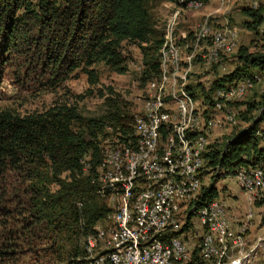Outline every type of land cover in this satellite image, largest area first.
<instances>
[{
    "label": "trees",
    "instance_id": "1",
    "mask_svg": "<svg viewBox=\"0 0 264 264\" xmlns=\"http://www.w3.org/2000/svg\"><path fill=\"white\" fill-rule=\"evenodd\" d=\"M148 1L171 2L0 0V45L6 53L17 51L18 47L35 50L38 55L35 60L46 66L54 83L80 68L93 83L92 71L88 68L97 63L123 74L126 68L119 53L120 45L123 42L144 45L143 50L151 52L143 54L141 82L144 83L159 73L157 53L161 45V33L154 30ZM243 11L248 18L243 26L248 31L255 32L263 25L264 17L258 8ZM236 53L240 66L217 79L212 88L234 87L232 82L246 78L256 83L255 77L259 75L254 70H264L263 54H247L241 47ZM202 89L203 97L211 94V88L206 93ZM104 104V114L94 119H83L66 107L31 117L0 111V217L7 220L0 222V264L13 254L14 240L24 234L35 239L43 231H40L41 226L63 234L70 243L69 251L56 255L55 262L63 263L67 257L70 264L74 258L82 257L83 250L78 245L80 237L90 233L109 213L93 191L105 125L119 126L123 137L132 135V118L125 109L126 104L115 99H105ZM241 105L240 120L248 123L247 127L225 143L223 152L207 151L201 177L215 170L220 171L219 177L222 169L228 172L234 169L230 173L234 174L239 169L236 167L250 162L264 163V147L258 146L259 140L264 139V133L258 130V124L264 120V104L262 114L255 121L254 112L260 104L244 101ZM202 193L206 200L213 201L214 190ZM261 202L264 200L258 203ZM6 204L23 207L30 223L25 224L22 219L25 211H18L19 229H9L12 217L4 207ZM207 204L196 202L193 207L198 209Z\"/></svg>",
    "mask_w": 264,
    "mask_h": 264
},
{
    "label": "rangeland",
    "instance_id": "2",
    "mask_svg": "<svg viewBox=\"0 0 264 264\" xmlns=\"http://www.w3.org/2000/svg\"><path fill=\"white\" fill-rule=\"evenodd\" d=\"M218 4H220L219 7H217ZM222 4L223 11H220L218 14L229 19L234 24V29L228 26L221 27L215 26L214 24L211 25V22L207 18H204V20L202 18L197 24L199 26L206 21L210 28L209 30L213 33L218 32V30H230L236 34L235 47L222 58V65L225 62L228 63L224 72V76H226L235 67L241 64L237 60L236 51L238 47L245 49L247 54H263L264 56L263 25L261 27L259 26L255 32L248 31L243 26V22L248 20L243 11L244 9L255 10L258 8L261 15L264 17L263 0H208L205 4L202 1V7L195 11L181 9L182 11L180 10L179 12L175 26H180L178 29L183 32L176 31L175 40L179 35L189 34L186 38H192V35L189 33L192 24L190 26L191 22L188 24L186 22L187 19L190 21H192L191 18L197 19L196 16L199 17L203 12L212 11L216 7L220 8ZM147 9L154 22V30L161 33V45L159 53H157L160 63V51L163 48V44L166 42L167 25L172 17L173 10L171 9L169 1L162 4H158L155 1H148ZM163 38L165 39L163 40ZM181 42L182 41H179V44H181ZM209 45V38L204 39V41L200 43L198 50L195 51V53H199V55L194 54L195 61L192 62L190 68L186 65L185 61V58L189 56L188 54H190V52L185 49L182 53L183 56L181 55L184 62L181 64L180 70L178 71L179 79H182L184 74H186V83L195 90V94L198 95L199 99L202 97L201 89L203 88L202 90L206 93L216 81L212 80L213 75L207 76L193 72L195 68L203 70V72H210L212 70L211 67L207 69L204 68L202 64V55ZM144 47V45H137L129 42H123L120 45L119 53L126 68L123 74H117L104 64L97 63L88 68V70L92 71L91 81L93 83L88 81L87 75L82 68L70 73L64 80L54 83L51 80L52 78L46 66L43 64L41 65L35 60V57L38 56L35 50H24L18 47L17 51L6 53L0 45V111H9L18 117H31L39 116L49 110L66 107L73 109L77 115L83 119H94L104 114L105 99H115L124 102V104H126L125 109L127 113L131 115L140 109L149 93L148 89L151 84L150 82H153V80L155 81L159 75L158 73L156 77L154 76L155 78L148 79L144 83L141 82L144 78L142 75L144 70L143 54L146 53L148 55L151 53L148 50H143ZM254 73L258 74L259 77H256L258 80L253 84L252 90L244 96V100H238L234 105L237 114L235 123L232 125L227 124L222 118H218L217 127L210 129L207 139L209 152L212 149L223 152L225 143L234 139L247 127L248 123L240 120V115L243 111L242 102L260 104L259 109L254 112V120L258 119L262 114L261 111L263 107L261 106L264 104V70L261 72L254 70ZM194 77H197L196 82H194ZM201 100L198 101V103H200ZM199 109H201V106ZM109 124H106L105 127ZM258 130L264 133V120L260 121L258 124ZM258 146L260 148L264 147V139L259 140ZM209 170L208 167L207 172H209ZM222 171H225V173L228 172L226 169H222ZM232 171L228 172V174L221 173L220 177H217L220 172L219 170L212 171L211 174L205 173L201 179V193L209 190V185H211V189L215 192L213 200L222 199L226 201L228 209L230 210L228 211L229 214L238 215L237 230H239V232H244L245 240H242L240 243V236H233V240H231V249H235V257L244 258V260L241 261L242 264H264V215H259V209L264 208V203H258L264 200V189L260 192V199L255 198L256 200L252 205H247L234 184V175L230 174ZM99 200L107 207L109 211L108 214H111L113 211L110 209L109 202H107L108 200H105V202L102 199ZM20 204L22 203L20 202ZM4 207L10 212L7 213L12 217V220L9 222V229L15 227L19 229L17 225L18 222L21 221V218L16 215L18 211H25L23 214L25 218L22 219H25V224L30 223L26 210H24L23 207H17L13 204H6ZM248 210L252 211V217H247L245 212ZM107 216L104 217V223H97L90 233L80 237L78 245L82 250H84V243L88 235L93 234L94 231H107L111 227L110 220ZM184 220L185 219L180 220V225L181 227L186 225L184 231H189L190 223L185 224L186 221ZM196 220L197 217L195 215H192L189 219L194 225L193 234L196 235L194 237H197V235L201 233V231H197L199 228ZM5 221L7 220L1 216L0 222ZM246 226H249L248 231H246ZM40 231L42 232L38 233L35 239L24 234L23 237L14 240V252L10 258L3 260V264H67L68 259L67 257L65 258V255L63 257L65 258L63 263H57L54 259L55 256L60 254L63 250L69 251L70 243L67 241V238L59 232L49 230L47 226H45V230L44 226H41ZM182 233L184 237V232L182 231ZM194 237L191 243L195 241ZM77 258L79 257L74 258L72 262L70 261V264L76 262ZM224 259L225 257H222L220 260L215 258L212 261L200 262L199 264H216L217 261H224Z\"/></svg>",
    "mask_w": 264,
    "mask_h": 264
},
{
    "label": "bare ground",
    "instance_id": "3",
    "mask_svg": "<svg viewBox=\"0 0 264 264\" xmlns=\"http://www.w3.org/2000/svg\"><path fill=\"white\" fill-rule=\"evenodd\" d=\"M188 2L191 5H188ZM171 4L173 5V14L167 25L166 42L164 41L165 44H163V48L160 51L159 75L155 81L150 82L149 93L140 109L131 114V137H123L122 133H120L119 141L113 140V132H107V127L119 129V126L116 127L108 123L109 125L105 127L100 143L99 151H101L103 139H105L106 145H111L113 154L100 153L101 160L96 169V178L93 183L95 197L103 200V194L100 190H96V186H98L101 176L108 167L118 166L116 172L112 173V182L124 180V183L132 184L128 189L126 185H119L118 194H111V199H105L106 201L108 200L110 209L113 211L107 216L111 227L107 231H95L94 234L88 235L84 243L83 255L74 264H97L99 255L104 252L112 253L111 240H118L119 237L126 241V249L131 252L123 254L120 264H141V257L132 259V253H138V249H144V242L132 240L130 229V227H137L141 193H149L150 202L164 205L162 217L156 224V228L147 230L149 243L163 250L164 264H175V234L176 237H183V233H181L183 227L180 225V220L189 221L192 215L197 217V213H203L208 210V204L198 209L192 207L194 203L198 202V186L184 189L185 164L184 161H178V158L183 157L186 151H191L189 142H201L202 150L198 161L199 175H197V183H202V170L205 167L204 155L208 151L207 139L210 131L207 133L206 138L205 132L189 134V128H195L197 124H205V119H210L209 111H212V126L210 129L217 127L218 118H222L225 123L232 125L236 121L237 114L235 110V114L232 117L225 105H219L217 101L211 99V94L206 97L200 96L202 100L201 98L199 99L198 95L195 94V90L186 83V74H184L182 79H179L178 71L184 62V59H182L183 51L186 49L190 52V54L187 53L189 56L185 58L186 65L190 68L192 62L195 61V51L198 50L200 43L207 38L210 39V45L206 48V51L204 50V53L202 52L204 68L215 66V58H211V56L218 52L219 59L223 63L222 58L235 47L236 34L230 30H218V32L213 33L209 30L210 28L205 21L199 26L197 24L198 35H192V38L189 39L181 38V40L178 37L175 40L176 31L178 32L179 30L175 24L180 10L195 11L202 7V1L171 0ZM225 34L227 43L220 49L224 44ZM179 41H182L181 44H179ZM196 55H199V53ZM257 78L255 77V80H258ZM241 82H246L244 91L243 86H231L228 88V109H234L233 105L236 104V101L244 100V96L253 88V83L250 79L246 78ZM227 86L214 88V94H224V88ZM200 100L201 102L198 103ZM200 106L201 109H199ZM142 107H148V114H151V120L155 125L157 136L142 134V143L139 145L140 123L136 114L140 113ZM122 138L125 140V144L121 140ZM189 159H196V152H189ZM150 164L151 171L154 172L155 177H150L147 173V167ZM248 169H259L262 177L259 178L258 171H251V180H256V185L253 189H248V199L249 201H255V198H261L260 192L264 189V163H247L241 166V174H248ZM221 173L228 174L225 171H221ZM231 175H234V177L232 176L233 178H238L240 168ZM160 182H162L163 191H170L171 183L172 199L165 200ZM130 200L131 211H129ZM213 201H219V199H214ZM113 203H115L114 206ZM251 214H253L252 211ZM122 219H128L129 227H124ZM102 223H104V218ZM185 224L187 223L185 222ZM172 225L174 233L167 232L171 230ZM237 231L239 232V230ZM222 257H225V250H218L217 255L206 253V258L193 256V259H185L178 264H199L200 262L212 261L215 258L220 260ZM111 264L119 263L111 262ZM216 264H219L218 261Z\"/></svg>",
    "mask_w": 264,
    "mask_h": 264
},
{
    "label": "built area",
    "instance_id": "4",
    "mask_svg": "<svg viewBox=\"0 0 264 264\" xmlns=\"http://www.w3.org/2000/svg\"><path fill=\"white\" fill-rule=\"evenodd\" d=\"M264 4V0H263ZM188 5H191L188 2ZM264 32V23L262 26ZM191 35H198L197 24L191 26L189 31ZM226 34L224 36V44L220 48L222 49L226 45ZM219 49V50H220ZM211 58H215V67H211L213 70V79L217 80L224 76L225 65H222L219 59V52L213 54ZM246 82H234V87L243 86L245 89ZM228 87L224 88V94H214V88H211V99L217 101L219 105H225L226 109L230 112L231 116L235 114V109L227 108L228 100ZM210 119H206L205 124H197L195 128H189V134L196 132H205L206 135L210 131L211 125V114ZM140 132L138 137L139 145L142 143V134H151V136H157L155 131V125L151 120V114H148V107H142L139 114ZM255 121V120H254ZM107 132H113V140L119 141V129H112L107 127ZM191 144V151H186L183 157H179L178 161H184L185 164V177H184V189L186 187L198 186V202H207L208 210L203 213H197V226L198 230L201 231L197 237L193 234L194 225L192 221H186L190 223V230L184 231V237H176V261L175 264L183 262L185 259H193V256H202L206 258V253H214L217 255L218 250H225L224 261H218L219 264H242L241 261L244 258L234 257V249H230V242L233 240V236H240V243L244 240V232H238L236 226V219L238 215L229 214L228 204L226 201L219 199V201H206L201 193L202 183H197V175H199L198 161L202 150L201 142H189ZM122 150V149H121ZM189 152H196V159H189ZM100 153L106 155H112L111 145H106V140L103 139ZM210 165L207 163V168ZM238 178H233L235 186L238 188L239 193L243 196L247 205H252L254 201L248 199V189H253L256 185V180H251V171H258L259 169H248V174H241ZM118 166L108 167L105 173L101 176L96 190H100L103 194V201L105 199H111V194H118L119 185H126V188L132 183H124L123 181L112 182V173H115ZM147 173L150 177H155L153 171H151V164L147 167ZM259 178H262L259 172ZM162 190V182H160ZM211 189V185H209ZM165 200L172 199V186L170 183V191H163ZM183 195V193H182ZM115 203H113L114 206ZM164 205H157L156 202H150L149 193L140 194V208L137 217V227H130L132 233V240L138 242H144V249H138V253H132V259L134 257H141V264H164V252L158 249L154 244H150L147 240V230L150 228H156V224L162 217V208ZM131 211V200L130 209ZM247 217H252L251 211L245 212ZM259 215H264V209H259ZM124 221V227L128 226V219H122ZM102 223V222H101ZM246 226V231H248ZM113 231V230H112ZM167 232H173V225L171 230ZM195 241L191 243L192 238ZM190 238V239H189ZM112 253H103L98 256L97 264H111V262H118L120 264L121 258L124 253H131L126 249V241L122 237L118 240H111Z\"/></svg>",
    "mask_w": 264,
    "mask_h": 264
},
{
    "label": "crops",
    "instance_id": "5",
    "mask_svg": "<svg viewBox=\"0 0 264 264\" xmlns=\"http://www.w3.org/2000/svg\"><path fill=\"white\" fill-rule=\"evenodd\" d=\"M170 2V1H169ZM208 2V0H203V3L205 4V3H207ZM223 4H224V2H223ZM223 4H222V6L220 7V8H217V7H219L220 6V4H218V6L215 8V9H213L212 11H207V12H203L202 14H200L199 15V17L198 16H196V18L197 19H194V18H191L192 19V21H190V20H188L187 19V23L189 24L190 22V26H191V24L193 25V24H197L198 22H200L201 21V19L203 18V20H204V18H207V19H209V21L211 22V25H215V26H221V27H223V26H228L229 28H231V29H234L233 28V26H234V24L229 20V19H226L225 17H223V15H219L218 13L221 11H223ZM170 5H171V9L173 10V5L171 4V2H170ZM215 10V11H214ZM226 10V9H225ZM214 11V12H213ZM199 18H200V20H199ZM194 21V22H193ZM193 22V23H192ZM224 28H226V27H224ZM228 29V28H227ZM178 31H181V30H178ZM181 32H183V31H181ZM189 35V34H188ZM188 35H179V40H181V38L183 39V38H186V36H188ZM181 36V37H180ZM159 53V52H158ZM227 62H225L223 65H225V67L227 66ZM193 72L194 73H201L202 75H207V76H212L213 75V70H211L210 72H203V70H198V69H193ZM204 73V74H203ZM156 77V76H155ZM196 78L197 77H194V79H195V81L194 82H196ZM200 87V86H199ZM181 209V208H180ZM241 220V219H240Z\"/></svg>",
    "mask_w": 264,
    "mask_h": 264
}]
</instances>
